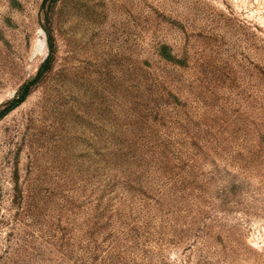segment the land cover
I'll use <instances>...</instances> for the list:
<instances>
[{
  "label": "rangeland",
  "instance_id": "1",
  "mask_svg": "<svg viewBox=\"0 0 264 264\" xmlns=\"http://www.w3.org/2000/svg\"><path fill=\"white\" fill-rule=\"evenodd\" d=\"M0 264H264V0H0Z\"/></svg>",
  "mask_w": 264,
  "mask_h": 264
}]
</instances>
